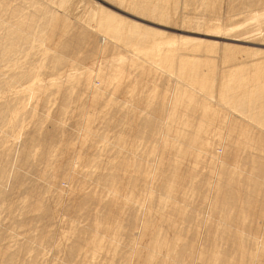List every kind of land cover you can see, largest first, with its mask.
Wrapping results in <instances>:
<instances>
[{"label":"rangeland","instance_id":"rangeland-1","mask_svg":"<svg viewBox=\"0 0 264 264\" xmlns=\"http://www.w3.org/2000/svg\"><path fill=\"white\" fill-rule=\"evenodd\" d=\"M9 1L11 5L16 6L22 0ZM36 1L52 10L53 30L58 33L64 31L66 32L65 36H72L74 39L87 38L94 43L95 47L93 52L88 54L82 52L78 56L71 53L67 54L59 71L51 72L43 69L46 65L44 62L33 64L34 67L38 68V70L36 68V71L39 73L37 78L32 79V77L31 80H28L31 82L26 83V86L34 88L35 98L32 96L31 99L30 97L25 99L27 115L23 127H25V133L28 136H33L38 121H40L42 135L52 131L58 124L56 134L63 146L59 144L56 145V149L54 148V155L57 157V163L54 166V170L57 172V180L56 185L48 186L45 180L38 176L36 170L28 174L27 184L31 182L29 185H34L37 190L40 187V194H44L36 195L38 198H34L32 195L27 194L23 188L21 190H11L14 192L12 196L4 201L6 204L3 202L0 205V234L3 233L9 236L3 242L0 241V245L5 246L10 251H15V244L17 246V243H24L28 238L36 235L39 240L43 241V243L39 242V248H36L40 253L37 264L121 263L119 256L116 255L117 252L133 248L130 239L126 236L125 229L120 226L114 228L115 223L111 222V226L113 225L112 230H109L110 232L103 231L102 233L101 229L92 226L95 231L99 230L97 235L99 237L101 235L104 239L105 245L108 247L107 251L95 254L88 248L85 253L75 255L76 257L74 256L75 258L72 261H68L64 254L74 237L71 228L72 225L81 228L89 225V221L80 218L78 215V205L81 206L82 204L83 196L81 195L91 192L93 189H101L102 186L96 182V176L107 173L111 157H114V163L120 161V156L116 155L118 144L120 143L130 152L129 157L131 158L134 156L131 146H135L134 150L137 148L136 153H139V158L142 156L147 157L149 162L146 164L149 165V171L150 165L153 164V155L149 150L152 145L157 143L155 136L158 134L162 136L163 140L164 137L167 138V135L170 136V141L165 140L166 147L176 146L166 153L168 160L166 156L167 161L165 166L162 167L161 178L158 179L154 176L151 181L143 180L139 184L137 183L135 190L125 181L126 177L123 174V180L120 179L122 181L121 185H123L121 188L122 196L125 193L128 195L131 193L135 202L139 204L138 208L135 207L137 208L135 211L136 219H139L136 220V223L143 219L144 215L142 216L143 213L141 212L144 211L143 207L146 208L149 205L157 207L155 204L159 203L161 206L158 204L156 210L152 212V216L147 215L145 219H151L155 229H160V226L164 224L161 216L171 212L168 208L162 210V203L170 201L161 198L156 203L154 202L155 197L148 200L145 197L147 194L146 189L150 186L151 189L157 192L163 191L160 182L165 179L164 176H168L173 170L177 171L179 169V172L182 175L184 174L182 178L183 188L181 187L180 191L182 194L186 190L189 195V197L187 196L188 200L186 199L184 200L185 203H181L184 212L185 210L188 212L190 208L187 210L183 205L189 204L188 202L192 199V197L190 199L192 195L190 184L194 179L187 178L188 174L191 173L190 171L198 172L201 175L199 178L202 177L200 179H204V183L212 180L214 166L209 164L210 155H204L206 159L199 157L196 162V155H192L189 159L190 163L184 162L176 165L180 155H183L177 146H181L182 143L180 142L183 140L186 142L194 140L197 144L208 142L210 144L208 149L220 156L226 151L221 169L227 165L231 175L237 179L234 199L235 204L242 209L244 198L247 195V188L242 183L243 178L238 174L240 173L239 169L245 168L243 169L245 173H252L254 167L251 166L253 165H246V163L259 157L264 152V147L256 139L257 135L264 138V124L259 125L255 121V119L264 120V115L253 114L258 106H264V0H251L253 3H250V5L247 3V6L241 0ZM28 8L31 9V6L29 7L27 4L25 12L30 11ZM110 17L123 23L124 31L122 29L121 39L120 37L119 39H113V36L98 28L99 19ZM129 30L132 35L128 33ZM133 32L136 33L133 34ZM127 37L132 39L133 42L128 46L125 44ZM142 38L143 40L146 39L144 44L139 46L140 41L138 40H142ZM33 44L35 50L42 56L43 46L36 41ZM53 45V39L48 38L46 46L53 47ZM95 50L97 51L95 52ZM32 56L33 54L30 52L28 56H17L16 59L25 62L24 59L31 60ZM192 64L199 70L200 79L206 78L208 81L205 90L189 82L187 75ZM239 75H247L249 79H256L259 75L261 80L260 84L257 85L259 89L257 95L248 99L242 106L230 105L227 99L223 97L224 88L227 81L233 84L240 77ZM254 85H256V82L250 84L249 87L253 88ZM252 88L250 89L252 90ZM13 90L14 92H12ZM13 90L8 95L3 96L0 94V101H3L6 97L12 98L16 93V90ZM67 97L69 99L64 101ZM147 101L150 102L152 107L160 109L159 129L153 130L152 133L154 134L151 138L147 137L149 135L147 131H143L140 136H138V132L134 131L135 133H128L120 141L117 137L119 128L107 127V125L112 123L111 121H119L120 123L124 121L122 128H139L142 118L152 110L145 108ZM62 105H64L63 112ZM213 111H216L213 113L215 115L214 120H218V122L214 121L211 124L209 119H211L210 115ZM161 120L164 121V126ZM20 129L18 127L14 129V136L21 132ZM228 132L229 134L225 139V134ZM20 140L22 141V139ZM162 144H164V141ZM181 147L183 149L184 145ZM162 152H166V149ZM172 159L174 166L169 164ZM106 163L107 165H105ZM221 169L218 177H214L212 181L213 183L216 182V186L221 179ZM125 174L133 176L132 171H127ZM196 178L198 179V175ZM197 179H195V182ZM200 179L198 180L200 181ZM188 180L191 182H187ZM73 185L76 187L82 186L84 190H79V193ZM9 187L12 188V183L7 186V192H9ZM107 194H104V196H108ZM153 196L157 198L159 195L154 194ZM182 196L184 197L183 194ZM36 198L41 199L45 204V208H47L49 214L46 219L41 218L39 212L32 209V203ZM145 199L148 200L146 203L144 202ZM199 199L197 204L203 201L206 205V201ZM22 201L26 203L24 208L20 205ZM70 207L73 209L71 210ZM92 207L97 209L94 210ZM253 207L255 209L260 208L259 216L254 220L245 217V215L242 217L243 214L239 209L237 211V208L235 209L236 212L232 211L235 214L232 213V217L226 220L219 214L212 213L213 216H210L207 221L208 225L210 223L215 224L212 231L213 237L215 235L216 238L217 233H219H216V231L221 230L217 229L220 221L223 222L220 226L222 230H230L239 236L251 232L253 237H257V234L262 230V226L261 243L264 251V195L257 197ZM19 208H22V210H19ZM74 208L77 209L76 212ZM99 208L102 210L100 205L90 204L88 213L91 212V209L94 212L89 215L93 218L97 214L102 215L103 213L99 211ZM118 209H115L116 212L118 211L117 213L114 210L113 219L118 223L124 221V225L128 217L130 218L129 211L128 209L124 210L122 207ZM158 210L159 212L163 211L162 214ZM206 211L201 213V218L206 217ZM236 213L238 218H236ZM122 214L125 216H122ZM174 220L178 228L188 226L181 216L175 217ZM247 220H252V224ZM16 221H22L23 226L15 227ZM246 223H248L246 230L251 226L254 230L258 228L256 232H252L254 230L251 231V228L250 231L245 232ZM254 224L256 225L254 226ZM159 229L154 231L158 232ZM207 229L204 232L208 231ZM175 230V228L166 230V237L172 239ZM236 231L244 232L239 234ZM90 232L93 231L90 230ZM186 234L187 238H191L194 232L187 230ZM226 237L223 242H221L223 239L213 241L216 243L214 256L218 249L222 252H232L234 245L232 240L226 239ZM122 238L125 239L122 240ZM65 239L66 241H64ZM145 239L148 240V237ZM255 247L256 242L251 239L246 246V256L251 264H260V259L261 261L264 260L261 255L256 261L252 258ZM114 253H116L115 256ZM238 257L237 252H235V259ZM20 258L28 261L30 254H21Z\"/></svg>","mask_w":264,"mask_h":264},{"label":"bare ground","instance_id":"bare-ground-1","mask_svg":"<svg viewBox=\"0 0 264 264\" xmlns=\"http://www.w3.org/2000/svg\"><path fill=\"white\" fill-rule=\"evenodd\" d=\"M241 1L242 3H245V5L247 3H249V5L250 3L251 4L253 3V1L251 0H241ZM27 4L29 7L31 6V9L28 8V10L30 11L25 12V6ZM52 15L53 13L50 8L45 7V5L39 3L36 0H22L16 6L11 5L9 0H0V94L4 96L5 94L8 95L9 92H11L13 89L16 90V93L14 94V96H12V98L6 97L3 101H0V205L3 204L4 201H7L12 196V193H14L12 191L21 190L22 188L23 190L25 189L27 194L32 195V197L34 198L44 194V193L40 194L39 192L40 187L39 190H37L34 185H29L31 184V182L27 184L28 174L29 173L31 174L36 170L38 172V176L41 179L45 180L48 186L56 185L57 172L54 170V166L55 163H57L56 160L57 157L54 155V152L56 149L55 148L56 145L59 144L62 145V142L59 141V138H57V134H56L57 133L56 128L58 127V124L53 129L51 127L52 131L42 135L41 128L39 125L40 121H38L33 136H28L25 133L26 132L25 127H23L25 122L24 121L25 116L27 115L25 111V99L27 97H30L31 99L32 96L33 98H35L34 88L32 86H26V83L31 82L28 80H31L32 77H33L32 79L37 78L39 73L38 71H36L37 67H34L33 64H40L41 62H44V64L46 65L43 69L49 70L51 72L59 71L65 62V58L67 54L71 53L75 56H78L81 52L83 54H88L89 52H93L95 47L94 43L87 38L74 39L72 36H65L66 32L64 31H60L58 33L57 31L53 30ZM98 28L108 33L109 35L113 36L114 37L113 39L116 38L119 39V37L121 39L122 37L123 23L121 21L118 22L116 20H113L111 17L105 19H99ZM129 32L130 30L128 31V33ZM134 33L136 32H133V34ZM48 38L53 39L54 41L53 47L46 46V41ZM143 38L142 40H138L140 41L139 46H142V44H144V40L146 38L144 40ZM35 41L41 44L44 48L42 56H40L39 52L35 50L33 44V42ZM130 43H133L132 39L127 37L125 40V44L128 46ZM96 51L97 50H95V52ZM30 52L33 54L31 60L24 59L25 62H20L19 59H16L17 56H23V57L28 56ZM34 58L37 59L35 60ZM190 67L191 70L187 75L189 82L192 85L199 86L201 89L205 90L207 88L206 86L208 84V81L206 80V78L200 79L199 70L195 68L194 64L190 65ZM253 82H256V85H254L253 88L249 87V85L252 84ZM260 82L261 80L259 75L257 76L256 79H249L247 75H242L233 84L232 82L227 81V85L224 88L225 91L223 97L227 99L230 105L242 106L248 99L257 95V90L259 89L257 88V85H259ZM250 88H252V90ZM12 92H14V90ZM68 99L69 97L65 98L64 101ZM145 105H146L145 108L152 110L150 111V113L146 114L142 118L141 125L139 128L137 129L122 128L124 125L123 123H125L124 121L122 123H120L119 121L118 122L111 121L112 123L108 124L107 127L119 128L117 132V137L120 141L123 140V138L128 133L134 131L139 133L138 136H140L143 131H147L149 133L147 137L151 138L154 134L152 133L153 130L159 127L158 124L160 123V119H159L160 109H158V107H152L149 101H147ZM63 108L64 105H62V112L64 111ZM215 112L216 111H213L211 113L212 115H210L211 119H209V123L211 124L214 123V121L218 122V120H214L215 115L213 113ZM253 114L264 115V106H258L256 110L253 112ZM161 121L163 122V126H164V121L163 120ZM255 121L259 125L264 124L263 119H255ZM16 127L21 128L20 129L21 132L18 135L14 136V129ZM228 134L229 132L225 134V139L227 138ZM155 137L157 143L155 145H152L149 150V152L153 155V164L150 165L149 171H148L149 165L147 166L146 164L147 162H149L147 161V157L144 158L145 156H142L139 158L138 157L139 153H136L137 148L134 150L135 146L132 145L131 148L134 151V156L133 158H131L129 157L130 152L127 151L119 143L118 144L119 147H117L116 155L120 156V161L118 163H114V157H111V162L108 161L110 162V164L108 165L109 167H107L108 168L107 173H101L96 176V182L102 186L101 189H96V190L93 189V191L91 192L89 191L87 193H83V195L80 194L83 197H82L81 206H79L80 204L78 205L79 207L78 215L80 216V218L89 221V225L84 226L82 228L72 225L71 232L74 235V237L70 246L67 248V250L65 249L66 253L64 254V256L66 255L67 257V260L72 261L80 253H85L86 251H88V248L91 249L95 254L102 253L101 251L103 252L107 251L108 247L105 245L104 239L101 237V235L100 237L97 235V233L99 232V230L97 229H101L102 233L103 231L110 232L113 226V225L111 226L112 224L111 222L115 223L114 228H116V226H120L123 229H125L126 236L130 239V243L133 246L132 249L129 250L126 249L125 251L120 250L119 252H117V254L114 253V256L115 254L119 256L118 258L121 262L119 264H251L246 256V251H247L246 246L247 244L250 243L251 239L254 240V242H256V247L252 254V258L256 261L258 257L261 255V258L263 259L264 251L262 249V243H261V232L263 228L261 226L262 225L261 223L260 226L262 230L257 234V237H253V233L251 232L242 234L244 231L241 233L239 231H236L239 234H242L241 236H239L237 233H234L230 230H222L220 226H222L223 222L220 221V223L217 225V229H221V230L216 231V233L217 232L219 233H217L215 238V235L213 237L212 234L213 227L215 226V224L210 223L208 225L207 219H209L210 216H213L212 213H214L215 215L219 214V216H221L223 219L226 220L227 218L232 217L231 216L232 213L235 214L234 212H236L235 210L236 208L237 211L240 210V212L243 214L242 217L245 215V217H250V219L254 220L256 217L259 216L260 208L258 207L257 209H255L253 207V204L258 196L264 195V152L259 157L246 163V165L247 164L253 165L251 166L254 167L252 169V171L254 170L252 173L251 172L250 174H248V172L245 173L243 171V169L245 168L239 169L240 173L238 174H240V176L243 178L242 183L247 188V195L244 198V205L243 208L241 209L238 205L235 204V199H234V194L236 192L235 185L237 184V179L233 175H231L229 169L227 168V165L223 166L221 169L222 160L226 156V151H224V154L220 156L215 153H212V151L208 149V145H210L208 142L207 143L202 142L200 144H197V142H195L194 140L187 142L184 140L181 141L180 143L184 145V148L182 149L181 147L182 145L177 147L178 150L181 151L183 155H180V158L176 162V165L179 163L183 164L184 162L190 163L189 159L192 155H196L195 162L199 160V157L206 159L204 155L205 156L210 155L209 164L214 166L212 172L213 177L212 180L208 182L209 184L204 183V179H200L202 177L199 178V176L201 175H199L198 172L190 171L191 173L188 174L187 178L194 179V181L190 179L194 182L190 184V188H192V195L190 196V199L191 197L192 199L191 201L188 202L189 204L186 203V205H183L187 208V210L190 208L188 212L186 210L184 212L181 207V203L182 202L185 203L184 200H186L187 196L189 197V195L186 190H184V192L182 193L184 197L181 194L180 189L182 187V183H183L182 178L184 177V174L182 175L179 172V169L177 171L173 170L170 174H168V176H164L165 177L164 180H161L160 186L163 188V191L157 192L151 189L150 186H148L146 189L147 194L145 196L148 200H152V197H155L154 202L156 203H158L157 200H160L161 198L170 201L166 203L163 200L165 203H162L163 205L162 210L164 208L166 209L168 208L170 209L171 213L168 212L169 214H165L162 216L160 215L162 220L164 221V224L160 226V229L156 228L159 229V231L156 232L154 231L156 229L155 227H153L154 225L152 224L153 222H151L152 220L145 218L147 215H151L152 212L156 210L159 203L155 204L152 202L157 207H154V205H149V207L146 206V208L143 207L144 211H141L143 213L142 216L144 215L143 219H141L139 223H136L137 219H136L135 211L137 210L138 208L137 206L139 204L138 202H135V200L131 196V193L130 195L125 193V195L122 196L123 193L121 192V188L123 186L121 185L122 184L121 180H123V176L126 177L125 181L131 185L133 190L137 188V183L139 184V182L143 180L151 181V179L154 176L157 177L158 179L161 178L162 167L165 166L166 161L168 160V155H166V153H168L169 149L174 148L176 146L166 147L165 140L167 141L169 140L170 138L169 135H167V138L164 137V140L160 134H158ZM20 139H22V141ZM256 139L262 145V147H264V138L261 135H257ZM163 141L164 144H162ZM165 149L166 152H162ZM227 153H229V151H227ZM166 156H167V160L165 158ZM107 163L105 165H107ZM169 164L174 166L173 159L170 161ZM220 169H221V176H220L221 179L220 182L217 183L218 184L217 185L218 188H217L215 184L216 182L213 183L212 181L214 177L216 176L218 177ZM127 171H132L133 176H127L125 174V172ZM196 174L198 175V179H200V181L196 178L197 176ZM195 179H197L196 182ZM190 180H188L187 182H191ZM10 183H12V188H10L11 187L10 186L9 192H7L6 188ZM74 187L78 189V190L76 189L77 191L84 190L82 186H79L80 188L76 186ZM125 188H124V192H125ZM104 194H107L108 196L105 197ZM154 194L159 195L157 196L158 199L156 198V196H153ZM37 198L32 203L33 204L32 209L39 212L41 218L46 219L49 214L46 210L47 208H45V204L43 203V201ZM199 198H201V200L206 201V205L203 201L197 204L198 200H200ZM148 200L145 199L144 202L146 203ZM4 204L6 203L4 202ZM90 204L100 205L102 210H100L99 208V211H101L103 214L102 215L97 214L94 218L91 217L89 214L91 212H94V210H96L97 208H93L94 207L93 206L92 209L94 210L91 209V212L88 213L90 209ZM202 204H204L203 207ZM20 205L24 208L26 203L22 201ZM121 207L124 208V210L128 209L130 215V218L128 217V220L124 225H123L124 221L118 223L115 222L113 219L114 210L115 209L117 210L118 208ZM198 207L201 208L198 209ZM8 209L10 210V208ZM20 209L22 210V208H19V210ZM205 210H207L206 211L207 215L206 217L201 218V213H203ZM76 211L77 209H75V212ZM162 212L163 211H160L159 213L162 214ZM123 215L124 214H122V216ZM178 216H181L183 221H185V223L188 224L187 227L178 228L175 225L174 218L175 217L178 218ZM236 218H238V214ZM119 221H120V216H119ZM228 221L230 220L228 219ZM247 221L249 222L250 220ZM251 221L250 223L252 224ZM247 224L248 223H246L245 232L250 231L249 229L251 228V226L250 227L248 226L249 228L248 230H246ZM14 225L15 227H21L23 226V222L16 221ZM255 225L256 224H254V226ZM92 226L96 227L97 231H95ZM44 227L45 225L43 226V228ZM169 228L176 229L172 239H168L166 237L167 236L166 230H168ZM206 228H208L207 229L208 231L204 232ZM257 229L255 228L254 230L253 228H251V231L254 230L252 232H256ZM90 230H92L93 232H90ZM187 230L188 231L192 230L194 232L191 238H187L185 236ZM251 234L252 236H250ZM6 237L9 236L3 233L0 234V241L3 242ZM147 237L148 240L145 239ZM225 237L226 239L232 240V244L234 245L232 252L231 253L222 252L221 250L218 249L216 250V255L214 256L215 247H216L215 245L216 243L214 242H216L218 239L221 240L223 239L221 241L223 242L225 241L224 239ZM66 239L64 241H66ZM124 239L122 238V240ZM39 242L43 243L42 240H39L38 237L34 235L32 238H28L24 243L19 242L20 244L17 243V246L15 244V251H10L5 246L0 245V264H37L40 253L36 248H39L38 246ZM67 243L69 242L67 241ZM236 243H237V248H236ZM62 246L64 245L62 244ZM235 252H237L239 256L237 259H235ZM25 253L30 254V258L28 261L22 260L20 258L21 254H25ZM262 263L264 264V260L261 261L260 259V264ZM96 264H101V263L98 262ZM108 264L111 263L108 262Z\"/></svg>","mask_w":264,"mask_h":264}]
</instances>
